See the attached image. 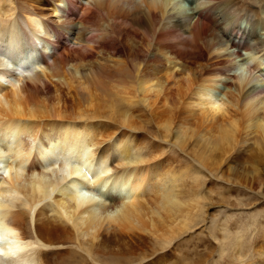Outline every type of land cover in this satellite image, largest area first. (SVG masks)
<instances>
[{
	"label": "bare ground",
	"instance_id": "bare-ground-1",
	"mask_svg": "<svg viewBox=\"0 0 264 264\" xmlns=\"http://www.w3.org/2000/svg\"><path fill=\"white\" fill-rule=\"evenodd\" d=\"M124 74L125 129L104 135L88 122L92 95L77 96ZM132 104L150 111L148 123L166 105L221 120L208 138L176 125L173 145L195 136L201 153L264 154V0H0V264H117L124 246L148 243L137 262L151 264L192 226L202 197L186 194L187 170L149 167ZM236 239L231 257L242 261ZM257 252L237 263L264 264Z\"/></svg>",
	"mask_w": 264,
	"mask_h": 264
},
{
	"label": "rangeland",
	"instance_id": "rangeland-1",
	"mask_svg": "<svg viewBox=\"0 0 264 264\" xmlns=\"http://www.w3.org/2000/svg\"><path fill=\"white\" fill-rule=\"evenodd\" d=\"M187 5L188 2H186ZM240 58L242 57L236 59L239 60ZM130 81L131 78L127 74H124L121 79H102V85L98 91L83 95V98L80 95L77 96V103H80L83 102L84 98L87 99L92 95L93 106L86 109L82 103L79 110L86 109L89 111L91 109L94 111L96 119L88 120V122L94 124L102 134L114 132L115 137L122 135V131L125 128L119 126V114L125 101L122 93H120L122 90L121 84H127ZM112 86H115L114 90L118 92L116 97L112 95V89H110ZM216 91L222 94L221 87L220 90L216 89ZM135 94L134 90L131 89L128 96ZM74 97L73 95V99ZM132 106H134L135 111L132 108L128 110L135 126V130L132 131V139L138 145L142 140L145 141L144 146L149 144L148 149L145 150V152H153V154L149 155V162H151H148L149 167L152 169L159 166L157 162H160V164H163V168L172 166L177 172L187 170L183 181L186 194L195 193L194 195L197 197L199 195L202 197L199 209L194 210L193 216L191 215L193 219L192 226L180 237L172 240L170 245L172 250L168 249L161 262L160 253L148 255V260H151L152 263L154 262L153 264H228L232 261V248L236 246L235 241L239 237H241L243 243L241 246L243 248V256L239 257L242 258V261H236V259L232 258L234 263L238 264L237 262L240 263L247 259H252L253 255L258 254V252L255 253L256 249L264 247V154L258 155V157H250V155V158H248L246 156H238L235 151L223 153L216 150L201 153V148L197 147L202 146V143L199 141L195 145L197 140L195 136L185 139L182 145H173L175 140L173 133L176 125L186 128L191 124V127H189L191 130L200 131V134H204V137L208 138L210 134H216V124L221 120L218 118L216 122H213L216 124L210 126V121L202 123L196 113H194L195 115L191 114L192 116L188 115L187 107L183 105L181 106L182 108H178L179 110L166 105L164 108L161 107L159 110H155L154 113L161 114L162 112V114L153 117L155 120L148 123L145 118L147 119L150 111L145 110L139 104H132ZM112 110L115 112L112 113ZM167 110L170 111V116ZM131 111L135 112L134 115H132ZM197 111L195 109V112ZM171 112L174 113L173 117ZM86 114H90V111ZM171 117L175 119L172 120ZM157 120L159 122L161 120L170 122L169 127L172 128V132H164L161 128L158 129L156 127ZM160 132L164 135L161 136ZM244 144L246 146L243 145V148L250 147L249 141ZM202 155H210L212 162L216 164L212 166V162L207 163L206 161L200 164L199 160ZM260 157L261 159L259 160ZM198 200L201 199L198 198ZM133 247L135 252H133ZM124 248L128 249L129 257L125 255L117 264H139L137 261L142 258L144 253L147 255L152 252L145 251V249L149 248V243L144 247L138 245L137 248L136 245L127 244ZM174 248L176 251H174ZM170 254L175 257L171 258ZM86 259L80 255H70L61 260L59 259L55 264H86L84 262ZM103 264L109 263L104 260Z\"/></svg>",
	"mask_w": 264,
	"mask_h": 264
}]
</instances>
